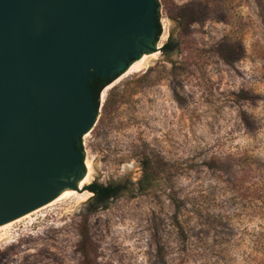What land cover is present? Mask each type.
I'll use <instances>...</instances> for the list:
<instances>
[{"label":"rangeland","instance_id":"obj_1","mask_svg":"<svg viewBox=\"0 0 264 264\" xmlns=\"http://www.w3.org/2000/svg\"><path fill=\"white\" fill-rule=\"evenodd\" d=\"M261 15L258 0H157L158 59L100 92L82 139L86 191L1 230L0 264H85V223L92 264H264Z\"/></svg>","mask_w":264,"mask_h":264},{"label":"water","instance_id":"obj_2","mask_svg":"<svg viewBox=\"0 0 264 264\" xmlns=\"http://www.w3.org/2000/svg\"><path fill=\"white\" fill-rule=\"evenodd\" d=\"M159 36L157 0H0V226L77 188L90 83L111 79L101 92Z\"/></svg>","mask_w":264,"mask_h":264},{"label":"trees","instance_id":"obj_3","mask_svg":"<svg viewBox=\"0 0 264 264\" xmlns=\"http://www.w3.org/2000/svg\"><path fill=\"white\" fill-rule=\"evenodd\" d=\"M258 4H259V9L261 11V16L262 18H264V0H258ZM182 26H184L185 24L188 25L187 23V18L185 15L182 16V18L180 19ZM159 25V30L161 31V26L160 23L158 22ZM104 83H107L105 81H103L102 79H100L99 77H95L94 80L90 83L93 91L95 92V96H96V101L98 103V97H99V93H100V87L101 85H103ZM146 169V166H145ZM152 178L149 174V172H145V174H143L141 180L139 181V185L141 189H146L151 182ZM89 190H91L93 193L94 192H98L101 195H103V199H108L111 197V194L116 192V189L111 187V186H102V185H98L96 183H93L92 185H90ZM175 201V206L177 207V209H180L179 204H181V200L180 199H174ZM81 245H80V250L82 255L85 258V264H92L93 261V257H92V247H93V243H92V239L90 236V232H89V228H88V224L85 223V225L83 226V230L81 232Z\"/></svg>","mask_w":264,"mask_h":264},{"label":"bare ground","instance_id":"obj_4","mask_svg":"<svg viewBox=\"0 0 264 264\" xmlns=\"http://www.w3.org/2000/svg\"><path fill=\"white\" fill-rule=\"evenodd\" d=\"M162 40L164 41L165 38H163ZM160 48H161V46L158 47V52H153L151 54H148V53L143 54L142 58L140 60L134 62L129 67V69L119 79H122L124 77L130 76V75H133V74L140 73V72L144 71L145 69H147L148 66L151 65V63L153 61L158 59V55L160 54V52H159ZM87 135H88V133L85 136H87ZM85 163H86V174L78 182L77 188H73V187L64 188L59 193L58 197L55 200H53L49 204H47V205H45V206H43V207H41V208L29 213V214H26L25 216H22V217L14 220L12 222H9L7 224H4V225L0 226V231L5 229V228H7L8 226H10V225H12L14 223L20 222L21 220H23L25 218L27 219V218L31 217L33 214L39 212L42 209L48 208V207L52 206L55 203H59V202L65 201L67 199H70V198L74 197L75 195H79L78 192L82 191L83 187H85L86 185H88L91 182L93 174H94L93 162L90 159H86ZM89 195H91V194H89ZM85 196H88V195H85Z\"/></svg>","mask_w":264,"mask_h":264},{"label":"flooded vegetation","instance_id":"obj_5","mask_svg":"<svg viewBox=\"0 0 264 264\" xmlns=\"http://www.w3.org/2000/svg\"><path fill=\"white\" fill-rule=\"evenodd\" d=\"M103 81H105V82H110L111 81V79H107V80H103ZM100 94V93H99ZM112 187V186H111ZM113 188H115V187H113ZM116 189V188H115ZM117 193V189H116V192L115 193H113V194H111V197H113L115 194ZM94 194H95V196H96V198H97V200H100V201H106V200H108V199H110V198H108V199H103L102 197H103V195H101L100 193H98V192H94Z\"/></svg>","mask_w":264,"mask_h":264}]
</instances>
